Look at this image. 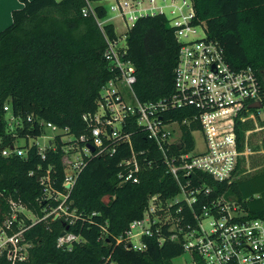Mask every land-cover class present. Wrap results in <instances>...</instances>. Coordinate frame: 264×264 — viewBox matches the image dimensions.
I'll return each instance as SVG.
<instances>
[{"label": "trees", "instance_id": "trees-1", "mask_svg": "<svg viewBox=\"0 0 264 264\" xmlns=\"http://www.w3.org/2000/svg\"><path fill=\"white\" fill-rule=\"evenodd\" d=\"M23 1L24 6L13 11L12 23L0 30V223L11 214V200L22 202L40 215L49 202L56 203L43 198L44 186L39 179L49 167L53 186L67 190L63 156L68 141L62 139L61 133L55 137V146L45 149V157L36 143L15 145L16 139L42 135L41 120L69 127L68 132L75 136L72 140L81 135L90 137L91 126L84 114L98 110L102 87L113 76L104 56L108 46L105 33L93 14L82 13L87 0ZM101 1L96 11L103 18L108 7ZM192 1L196 20L204 21L208 36L223 44L232 65L258 69L264 93V0ZM104 29L110 37L117 36L112 22L106 23ZM125 34V57L135 63L134 87L138 96L150 100L170 94L180 44L166 14L142 15ZM8 111L20 120L13 129L9 127ZM195 112L196 108L185 106L165 111L164 117L182 122ZM200 128L199 121L182 124L183 150L193 148V130ZM247 128V124H237L241 148ZM129 130H133L137 151L152 150L154 143L140 126L134 123ZM112 142L107 140L106 144ZM114 144V152L106 151L89 160L70 189L71 208L82 217L73 223L63 217H49L26 231V237L33 242L30 264H174L173 258L185 252L180 242L160 243L155 237L145 238L144 249L117 242L118 236L126 234L130 222L143 215L151 193L172 195L179 186L162 165L148 166L141 154L144 167L139 171L140 181H123L119 173L126 171L127 165L121 162L131 155V149L127 141ZM11 145L25 146L26 154L4 155L3 149ZM147 154L152 156L151 151ZM239 164L236 172L242 175ZM258 171L232 181H218L198 171L202 179L196 183H208L213 196H234L249 217L264 218V170ZM26 221L31 222L28 218ZM102 225L107 228L104 237ZM67 226L84 239L75 242L72 249L57 246V237ZM6 263V256H0V264ZM198 264H204L202 259L198 258Z\"/></svg>", "mask_w": 264, "mask_h": 264}, {"label": "built area", "instance_id": "built-area-1", "mask_svg": "<svg viewBox=\"0 0 264 264\" xmlns=\"http://www.w3.org/2000/svg\"><path fill=\"white\" fill-rule=\"evenodd\" d=\"M93 1L87 0L82 13L85 16L93 14L105 33L108 46L104 56L113 76L102 87L98 110L84 114L91 126L90 137L81 135L72 140L75 136L68 132L69 127L40 121L52 131V134L45 133L50 138V146H55L54 138L58 133H69L64 146V156H70L65 165L67 190L53 186L49 167L39 179L44 186L43 198L56 203L49 202L48 207L43 208V215L38 213V217L32 219L26 211L32 209L11 200V214L0 223V256H6V264H30L28 258L33 242L25 233L31 226L49 217H63L70 223L82 217L71 208L69 198L79 173L91 158L106 151L114 152L115 141H127L131 155L121 162L127 165L126 171L119 173L123 181H140L139 171L144 167L139 158L141 154L148 166L162 165L176 180L179 190L172 195L161 191L151 193L143 215L130 222L126 234L118 236L117 242L125 241L136 249H144L147 237H155L160 243L178 241L191 255L192 264H198V258L204 264H264V218L249 217L244 208L224 194L213 196V188L208 183H196L202 179L196 174L198 171L206 172L218 181H232L240 160L253 152L247 139L240 147L237 124H245L254 118L260 107L252 106V103L263 102L258 69L252 65H232L223 44L208 36L204 21L196 20L192 0H109V12L103 18L98 17L97 3ZM110 11L127 23L131 22V26L142 15L166 14L180 44L170 94L150 100L138 96L134 87L137 82L135 63L125 57L126 34L117 33L112 38L104 29L109 23L107 19L115 16H110ZM185 106H192L197 112L182 122L165 119V111ZM5 109L9 110L10 106L6 104ZM192 121L201 124L200 129L193 130V135L195 137L196 132L203 135V147H197L195 137L193 148L183 150L182 124ZM19 122L13 114L9 116V123ZM134 123L153 141L152 150L137 151L134 148L133 130H129ZM248 129L245 130L247 138ZM107 140L113 141L112 144L107 145ZM90 144L94 145V150ZM47 147L39 146L44 157ZM147 151H151L152 156H148ZM26 152L25 146L11 145L3 149L4 155H24ZM65 161L64 164L68 160ZM27 218L31 222L28 223ZM102 228L101 237H104L107 228L105 225ZM63 230L65 232L57 237L58 247L72 249L75 242L84 240L80 233L69 228Z\"/></svg>", "mask_w": 264, "mask_h": 264}, {"label": "rangeland", "instance_id": "rangeland-1", "mask_svg": "<svg viewBox=\"0 0 264 264\" xmlns=\"http://www.w3.org/2000/svg\"><path fill=\"white\" fill-rule=\"evenodd\" d=\"M93 3H97V0L93 1ZM106 5L109 7L111 4V1L105 0ZM109 12V10H108ZM110 16L111 14H114V12L110 11ZM115 15V14H114ZM113 16L109 17L107 20L108 22H113L115 25V29L118 34H121L122 36L126 33L129 27H131L132 23L131 22H126L122 17L119 15H115L114 18ZM111 18V19H110ZM260 110V111H259ZM258 111L255 112V117L251 118L246 121L245 125L247 124L249 126L250 132L249 134H246L248 136L245 137L244 140H248L249 146L253 149L248 156H245L241 159L240 161V166L241 169L244 171L243 174L241 175L240 171L235 172L233 179H237L238 177H243V176H249L256 171L261 172L264 170V106L260 107ZM7 115V118L9 120V116L11 115L10 111ZM9 127L12 128L14 127L15 123H9ZM13 129V128H12ZM45 133L52 134V131L49 127L45 126L44 127V132L42 135L38 136H29V137H18L15 141V145H27L28 144H33V143H38L40 147H45V146H50V138L48 136H45ZM61 136L63 140H67L69 137V133L65 131H61ZM56 137V136H55ZM196 141H197V147L202 148L203 147V135L199 132H196L195 134ZM55 140V138H54ZM68 141V140H67ZM70 156H64L65 165L67 166V163L69 162ZM63 159V160H64ZM264 172V171H263ZM261 186L264 187V183H261ZM261 193H258L257 195H260ZM108 199V198H106ZM229 200L236 202L234 196L230 197ZM28 215L32 217V219H36L38 217V212L36 211H30L26 210ZM192 258L189 252H183L181 255L174 257L173 258V263L174 264H192Z\"/></svg>", "mask_w": 264, "mask_h": 264}, {"label": "crops", "instance_id": "crops-1", "mask_svg": "<svg viewBox=\"0 0 264 264\" xmlns=\"http://www.w3.org/2000/svg\"><path fill=\"white\" fill-rule=\"evenodd\" d=\"M101 2L105 3V0ZM24 4L23 0H0V30L12 23L13 11L23 7Z\"/></svg>", "mask_w": 264, "mask_h": 264}, {"label": "water", "instance_id": "water-1", "mask_svg": "<svg viewBox=\"0 0 264 264\" xmlns=\"http://www.w3.org/2000/svg\"><path fill=\"white\" fill-rule=\"evenodd\" d=\"M252 106L262 107V106H264V103L262 101H256V102L252 103ZM89 146L94 150V145L90 144ZM68 186H70V185H68ZM67 228H68V226H67ZM64 232H65V230L62 231V233H64Z\"/></svg>", "mask_w": 264, "mask_h": 264}]
</instances>
